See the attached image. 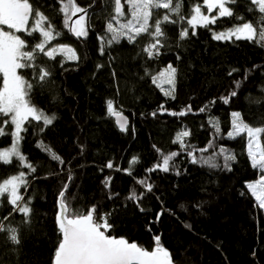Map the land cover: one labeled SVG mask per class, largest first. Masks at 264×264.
<instances>
[{
  "label": "trees",
  "instance_id": "trees-1",
  "mask_svg": "<svg viewBox=\"0 0 264 264\" xmlns=\"http://www.w3.org/2000/svg\"><path fill=\"white\" fill-rule=\"evenodd\" d=\"M127 1L21 0L53 45H68L77 59L49 56L40 32L18 33V74L47 118L29 120L20 156L0 160V184L25 180L18 205L0 210V264H53L58 198L70 177L69 216L92 213L109 236L165 250L176 264H264V210L250 188L264 178V11L230 0L231 15L194 32L190 18L205 0H168L127 37L111 32L117 3ZM66 3L85 15V35H71ZM245 24L257 38L213 36ZM168 66L172 95L157 82ZM114 112L129 117L125 130ZM236 119L260 131L259 163L251 138L233 133ZM4 125L0 149H10L13 127Z\"/></svg>",
  "mask_w": 264,
  "mask_h": 264
},
{
  "label": "rangeland",
  "instance_id": "rangeland-1",
  "mask_svg": "<svg viewBox=\"0 0 264 264\" xmlns=\"http://www.w3.org/2000/svg\"><path fill=\"white\" fill-rule=\"evenodd\" d=\"M256 1L259 8L264 11V0ZM15 8L23 3L21 0H9ZM128 2V3H127ZM126 6L120 3L121 11L116 12L115 23L111 27V32H119L127 37L133 34L141 33L145 30L153 5L167 6L168 0H130ZM8 0H0V25L8 28L0 29V77L3 78L0 87V115L7 116L5 123L10 122L13 129V146L10 149H0V160L10 163L20 156V142L25 124L29 120L44 121L47 117L38 109L32 106L27 99L24 80L18 74V61L23 53L24 43L19 38V32H40L46 39L41 49L46 48L49 56L63 54L60 51L62 46L53 45V34L51 30L43 29L42 17L38 14L32 18L30 12L25 9L20 10L14 17L10 14ZM205 7V8H204ZM64 11L67 19L71 22L73 33L76 36H83L87 32L85 15L74 10L69 3L64 5ZM26 14L29 17L26 18ZM231 15L230 0H205L203 7L197 6L190 18V25L194 32L200 26H205L215 22L217 19ZM27 19V22H25ZM215 40H253L257 38V32L251 24L237 26L233 29L214 31ZM48 42L51 46H48ZM65 54V53H64ZM69 60H76L75 51L65 54ZM174 69L168 66L158 77V85L168 95L174 91ZM49 122V121H46ZM5 123L0 126V136L5 134ZM245 132L252 141V158L256 163L263 159L261 149L258 145L259 130H250L242 122L236 119L234 134ZM25 186V180L22 175L13 176L0 184V210L4 202L12 206L18 205L22 199V190ZM250 188L257 194L259 204L264 210V178H261L256 184H250ZM1 220V217H0Z\"/></svg>",
  "mask_w": 264,
  "mask_h": 264
},
{
  "label": "water",
  "instance_id": "water-1",
  "mask_svg": "<svg viewBox=\"0 0 264 264\" xmlns=\"http://www.w3.org/2000/svg\"><path fill=\"white\" fill-rule=\"evenodd\" d=\"M117 7L119 13V2ZM69 30L73 37H77L71 25ZM60 51L69 53L72 48L62 46ZM112 117L121 130H125L130 124L125 113L114 112ZM71 182L72 177L58 198L56 222L62 234V242L53 264H176L165 250H145L126 238L109 236L96 225L92 213L78 217L69 216L64 200Z\"/></svg>",
  "mask_w": 264,
  "mask_h": 264
},
{
  "label": "flooded vegetation",
  "instance_id": "flooded-vegetation-1",
  "mask_svg": "<svg viewBox=\"0 0 264 264\" xmlns=\"http://www.w3.org/2000/svg\"><path fill=\"white\" fill-rule=\"evenodd\" d=\"M256 2V1H255ZM257 3V2H256ZM8 7H9V9H10V14L14 17V15L16 14L17 15V13L20 11V10H22V9H25V7H26V5H24V4H22L20 7H18V8H15V7H13L12 5H11V3L9 2V0H8ZM26 18H28L29 17V14H26V16H25ZM28 20H30V19H27L25 22H27ZM72 51H74L73 50V48H72ZM76 53V52H75ZM77 55V54H76Z\"/></svg>",
  "mask_w": 264,
  "mask_h": 264
}]
</instances>
